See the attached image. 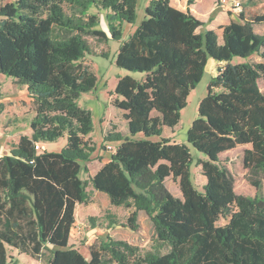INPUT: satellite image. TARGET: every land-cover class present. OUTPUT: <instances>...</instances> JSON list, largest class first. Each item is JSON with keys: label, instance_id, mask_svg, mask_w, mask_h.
I'll return each mask as SVG.
<instances>
[{"label": "trees", "instance_id": "trees-1", "mask_svg": "<svg viewBox=\"0 0 264 264\" xmlns=\"http://www.w3.org/2000/svg\"><path fill=\"white\" fill-rule=\"evenodd\" d=\"M137 3L13 0L0 6V75L25 87L34 113L31 135L20 136L0 158V264H18L6 246L34 259L51 247L49 264H264V34L254 31L264 24V4L261 14H249L241 1L237 21L203 32H197L201 21L170 0L148 1L115 58L117 68L143 74L119 77L112 92L127 134L105 138L118 144L89 182L110 205L133 210L124 227L137 231V213H145L158 249L142 251L106 237L90 248L87 260L69 246L75 207L88 200L81 164L93 151L85 140L92 116L78 101L97 79L82 59L92 54L88 38L122 40ZM92 9L106 11L108 34L97 29ZM253 56L261 61H249ZM234 58L244 61L232 63ZM209 59L224 65L209 81L186 134L205 157L194 160L186 145L162 134L179 123ZM61 139L58 152L37 150V144ZM238 147H247L242 163L252 196L235 192L220 159ZM194 161L205 178L201 191L191 179ZM169 177L178 181L181 199L168 191Z\"/></svg>", "mask_w": 264, "mask_h": 264}, {"label": "rangeland", "instance_id": "rangeland-1", "mask_svg": "<svg viewBox=\"0 0 264 264\" xmlns=\"http://www.w3.org/2000/svg\"><path fill=\"white\" fill-rule=\"evenodd\" d=\"M13 0H0V6L12 2ZM149 0H138L136 9V19L133 24H125L122 26V40H108L107 42L98 41L95 38H88V42L92 46V54L85 55L82 63L87 66L95 75L97 82L93 91L81 95L78 105L90 111L92 116V132L85 138L88 143V148L93 151L90 154L89 161L82 163L81 180L85 183L88 193V200L84 204H78L75 211V223L70 231L69 246L77 249L85 259H89V251L92 246H97L100 241L110 237L114 240L125 241L130 245L138 247L142 251H155L158 249L155 240L154 228L148 217L143 212L137 213L136 223L137 231H132L127 227L126 220L132 213V209L123 207H114L110 205L105 194L93 189L89 182V177L93 176L100 167L106 163L110 155L115 150L118 143L106 142L105 138L112 133L121 135L127 134L126 122L122 117V113L115 109L112 105L115 95L113 90L119 77L132 75L136 79H141L143 74H130L115 66V58L123 41L133 33L138 24L144 18V9ZM194 0H186V5H190ZM219 0H211V7L200 13L199 18L204 25L197 30L203 32L217 28L218 25L226 24L229 21H237L239 10H233L229 6H222L218 3ZM242 8L249 14H261L263 11L264 0H251L250 4L246 5V0H240ZM211 8V9H210ZM91 13L96 15L99 20L97 29L103 30L108 34V26L106 21V11L92 9ZM221 13L223 14V17ZM254 31L257 34H264V24L254 26ZM105 54V56H102ZM252 62H260L256 56L248 59ZM244 60L234 58L232 63H241ZM222 65L216 64L215 61L209 59L205 67L203 78L196 88L189 94L186 107L180 113L179 123L172 129L165 128L163 137L170 138L172 142L184 144L190 149L191 156L194 160L197 158L205 159V157L195 151L187 142L186 134L191 126V123L197 118V108L199 101L205 97L209 81L215 77L222 69ZM11 79L0 75V91L10 93V97L17 95L14 86L10 83ZM14 85V84H13ZM260 88L264 92V79L260 81ZM19 89V88H17ZM20 90V89H19ZM21 94V93H20ZM27 100L23 102H15V108H10L4 119L1 113L3 108H0V136H8V142L14 145L13 136L18 132L25 131L28 133V122L31 117V111L28 109ZM28 130V131H27ZM16 139V136L14 137ZM5 140L0 137L1 143ZM65 145V140L61 139L55 143L37 144V150H46L52 152L60 151ZM247 147H238L232 151L226 152L220 156L223 162L234 178V189L237 194L252 196L253 190L246 182L244 176L246 171L243 168L242 157L243 150ZM195 162V161H194ZM190 168L191 179L194 187L202 190L205 183V178L201 174V167L194 163ZM84 168L87 172L84 171ZM165 185L172 196L182 198L178 181L171 177L165 180ZM260 196L264 198V180L261 183ZM112 222H115L113 224ZM224 222L220 219L217 225H222ZM160 253H166L167 248H159ZM8 255L15 257L14 251H9ZM50 257L49 249L43 251L40 260L33 261L31 256H17L18 264H49Z\"/></svg>", "mask_w": 264, "mask_h": 264}, {"label": "crops", "instance_id": "crops-1", "mask_svg": "<svg viewBox=\"0 0 264 264\" xmlns=\"http://www.w3.org/2000/svg\"><path fill=\"white\" fill-rule=\"evenodd\" d=\"M210 1L211 0H194L193 2L190 3V5L187 6L186 5V0H170V5L172 7H174L175 9H177L179 11H182V12L189 11L199 21H203L202 19L199 18L198 15H200V13H204L205 10H209V7H211ZM223 14L224 13H221L222 16H220V17H223ZM229 22H231V21H229ZM228 23H226V24H228ZM226 24H221V25H226ZM221 25H218V27L221 26ZM217 28H214V29H211V30H215ZM216 64L222 65V66L224 65L222 63H217V62H216ZM10 83H12V86H14V90H15L17 95H14V96L10 97L9 96L10 95L9 92L2 91V90L0 91V108H3L1 113L4 114L2 117L5 119L6 118V114L9 112L10 108H15V102H23L24 99L27 100L28 109H30V111H31V117L29 119L28 128H27L29 130V131L27 130L28 133H26L25 131L18 132V133H16L17 135H15L16 139L14 138L15 136L12 137V139H14V141H15L13 144H16L18 142L20 136H28L29 137L31 135L30 120L33 117L34 113H33V109H32V99L29 96L28 92L26 91L25 87L16 85L12 80L10 81ZM17 88H19L20 90L17 89ZM1 113H0V117H1ZM0 121H1V119H0ZM0 137H2L5 140L4 143H1L2 146L0 147V158H1L3 156L8 155L10 153V150L12 149V147L14 145H12V144H10V142H8V136L1 135ZM40 144H42V143H40ZM76 207H77V205H76ZM76 207H75V211H76ZM74 215H75V212H74ZM50 248L51 247H47V249L42 250V252L45 251V250H48ZM6 249H7V252H8V249H9V251H14L16 253L15 257H13V256H10V257L16 259L17 261H18V259L16 258L17 256L18 257L21 256V255L29 256L27 254L20 253L17 249L9 247V246H6ZM31 259L33 261L40 260V259H34V258H31Z\"/></svg>", "mask_w": 264, "mask_h": 264}, {"label": "built area", "instance_id": "built-area-1", "mask_svg": "<svg viewBox=\"0 0 264 264\" xmlns=\"http://www.w3.org/2000/svg\"><path fill=\"white\" fill-rule=\"evenodd\" d=\"M218 3L222 6H229L233 10L240 9V1L239 0H219Z\"/></svg>", "mask_w": 264, "mask_h": 264}]
</instances>
